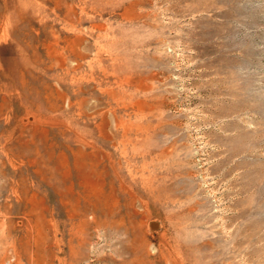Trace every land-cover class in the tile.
<instances>
[{"label": "rangeland", "instance_id": "374dc122", "mask_svg": "<svg viewBox=\"0 0 264 264\" xmlns=\"http://www.w3.org/2000/svg\"><path fill=\"white\" fill-rule=\"evenodd\" d=\"M143 241L264 264V0H0V264Z\"/></svg>", "mask_w": 264, "mask_h": 264}, {"label": "bare ground", "instance_id": "6f19581e", "mask_svg": "<svg viewBox=\"0 0 264 264\" xmlns=\"http://www.w3.org/2000/svg\"><path fill=\"white\" fill-rule=\"evenodd\" d=\"M47 251H50V250H47ZM125 254L128 257L129 264H152L153 263V260L150 257V254L147 250V246L144 241L139 242V243H134V244H127L125 246L124 251L120 253V256L123 255L124 257ZM123 261L126 262L125 260Z\"/></svg>", "mask_w": 264, "mask_h": 264}, {"label": "water", "instance_id": "95a60500", "mask_svg": "<svg viewBox=\"0 0 264 264\" xmlns=\"http://www.w3.org/2000/svg\"><path fill=\"white\" fill-rule=\"evenodd\" d=\"M157 225L156 224H151V228H156Z\"/></svg>", "mask_w": 264, "mask_h": 264}]
</instances>
